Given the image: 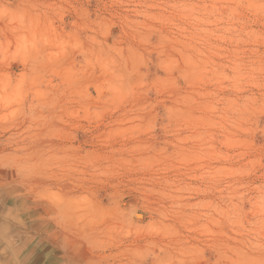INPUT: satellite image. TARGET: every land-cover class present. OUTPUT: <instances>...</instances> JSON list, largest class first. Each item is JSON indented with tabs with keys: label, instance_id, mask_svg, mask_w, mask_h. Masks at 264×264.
I'll list each match as a JSON object with an SVG mask.
<instances>
[{
	"label": "rangeland",
	"instance_id": "1",
	"mask_svg": "<svg viewBox=\"0 0 264 264\" xmlns=\"http://www.w3.org/2000/svg\"><path fill=\"white\" fill-rule=\"evenodd\" d=\"M0 264H264V0H0Z\"/></svg>",
	"mask_w": 264,
	"mask_h": 264
}]
</instances>
